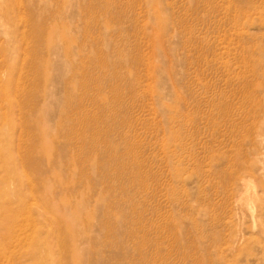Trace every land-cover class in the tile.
<instances>
[{
    "label": "rangeland",
    "instance_id": "1",
    "mask_svg": "<svg viewBox=\"0 0 264 264\" xmlns=\"http://www.w3.org/2000/svg\"><path fill=\"white\" fill-rule=\"evenodd\" d=\"M0 257L264 264V0H0Z\"/></svg>",
    "mask_w": 264,
    "mask_h": 264
},
{
    "label": "bare ground",
    "instance_id": "2",
    "mask_svg": "<svg viewBox=\"0 0 264 264\" xmlns=\"http://www.w3.org/2000/svg\"><path fill=\"white\" fill-rule=\"evenodd\" d=\"M1 258V257H0ZM11 261V260H10ZM5 264V263H4ZM11 264V263H10Z\"/></svg>",
    "mask_w": 264,
    "mask_h": 264
}]
</instances>
